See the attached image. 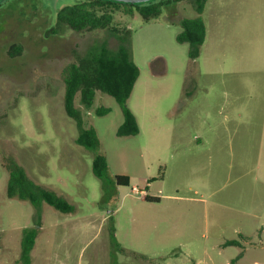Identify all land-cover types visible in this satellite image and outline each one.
Instances as JSON below:
<instances>
[{
  "label": "rangeland",
  "instance_id": "1",
  "mask_svg": "<svg viewBox=\"0 0 264 264\" xmlns=\"http://www.w3.org/2000/svg\"><path fill=\"white\" fill-rule=\"evenodd\" d=\"M74 3L0 6V264H23L22 231L38 220L29 264H264V0H207L195 61L175 41L179 20L196 16L191 1L149 22L135 10L104 9L112 27L131 30L139 76L126 105L139 132L116 135L123 116L111 97L97 93L91 110L76 98L108 164L101 180L93 153L75 144L63 75L95 41L111 49L118 41L105 30L55 26ZM12 45L18 55L8 54ZM98 107L108 113L96 116ZM5 157L74 212L7 198ZM240 235L242 248L221 246Z\"/></svg>",
  "mask_w": 264,
  "mask_h": 264
},
{
  "label": "trees",
  "instance_id": "2",
  "mask_svg": "<svg viewBox=\"0 0 264 264\" xmlns=\"http://www.w3.org/2000/svg\"><path fill=\"white\" fill-rule=\"evenodd\" d=\"M186 1L192 2L196 16L179 20L181 30L176 34L175 41L180 45L186 44L188 59L195 61L205 39L206 29L201 14L207 0H159L141 6L118 5L97 0H75L72 6L59 10L53 19L55 26H65L77 33L105 30L118 41L115 49L109 48L105 41H95L84 55L65 67L63 75V110L76 125L75 144L93 153L91 170L94 177L99 180L108 171V164L105 156L100 151L98 152L100 143L95 129L93 127L84 128L81 110L74 105L76 98H78L77 102L81 108L91 110L97 93L111 97L120 107L123 116L116 135L128 137L137 135L139 132L136 118L126 105L139 76V69L130 53L131 30L112 27V15L105 12L104 9L123 8L127 11V15L135 10L144 22H149L160 16L165 8ZM20 51V46L12 45L8 54L15 56ZM107 113L108 109L106 108L95 109L96 116L101 117ZM3 165L8 175L5 191L7 198L27 201L36 209L45 203L62 214L74 212V206L64 197L32 181L12 157H5ZM114 181L117 186H128L129 184L127 176L116 175ZM144 201L158 202L156 198L149 197H144ZM39 229L40 221L38 220L34 227L22 231L21 260L23 264L30 263V252L35 244ZM244 240H247V237L240 235L239 240H228L221 246L242 248L241 241ZM242 255L243 250L236 255L232 263Z\"/></svg>",
  "mask_w": 264,
  "mask_h": 264
},
{
  "label": "water",
  "instance_id": "3",
  "mask_svg": "<svg viewBox=\"0 0 264 264\" xmlns=\"http://www.w3.org/2000/svg\"><path fill=\"white\" fill-rule=\"evenodd\" d=\"M5 0H0V4L4 2ZM97 1H102V2H108V3H114L118 5H131V6H141V5H146L150 4L153 2H157L159 0H97Z\"/></svg>",
  "mask_w": 264,
  "mask_h": 264
},
{
  "label": "crops",
  "instance_id": "4",
  "mask_svg": "<svg viewBox=\"0 0 264 264\" xmlns=\"http://www.w3.org/2000/svg\"><path fill=\"white\" fill-rule=\"evenodd\" d=\"M206 29V28H205ZM205 35H206V33H205ZM138 124V123H137ZM144 198V196L141 198V199H143Z\"/></svg>",
  "mask_w": 264,
  "mask_h": 264
}]
</instances>
